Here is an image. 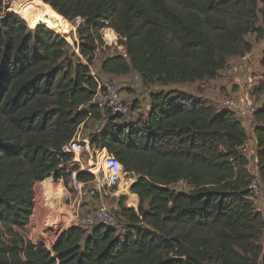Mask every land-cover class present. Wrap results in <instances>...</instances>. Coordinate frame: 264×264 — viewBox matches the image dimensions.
<instances>
[{
  "label": "trees",
  "instance_id": "1",
  "mask_svg": "<svg viewBox=\"0 0 264 264\" xmlns=\"http://www.w3.org/2000/svg\"><path fill=\"white\" fill-rule=\"evenodd\" d=\"M42 2L64 20H79L78 54L44 24L29 28L13 12L0 15V264H264V216L252 205L239 151L247 141L241 120L201 97L167 90L215 79L230 58L250 53L243 37L259 31L257 13L264 30V10L257 9L264 0ZM104 29L124 53L102 59L103 74L135 73L145 86L166 88L148 93L143 118L126 120L92 103L91 65ZM103 116L90 145L135 178L129 190L138 207H120L123 229L71 226L50 250L17 238L3 243L2 236L29 224L36 183L50 176L68 183L72 155L62 146L87 120ZM253 120L264 185V100ZM90 178L78 173V180ZM179 181L190 189L172 188Z\"/></svg>",
  "mask_w": 264,
  "mask_h": 264
},
{
  "label": "rangeland",
  "instance_id": "2",
  "mask_svg": "<svg viewBox=\"0 0 264 264\" xmlns=\"http://www.w3.org/2000/svg\"><path fill=\"white\" fill-rule=\"evenodd\" d=\"M12 2L14 4V0H0V15L5 12L15 13L12 9ZM257 9L260 11L264 10L263 3L259 2L257 4ZM65 21H67L71 28L69 36H65L66 42L70 45L72 51L77 55L78 51L76 46H74V42L78 43L76 28L78 26L79 20H74L72 22L68 20ZM254 26L259 31L256 33H248L243 37V39L251 45V51L248 53L250 58L247 63L243 64L240 57H232L228 60L225 68L219 72L215 79H205L202 83L197 84L196 86H181L185 89L177 86L175 90L187 91L193 89L192 91H194L196 89H200L206 98L205 100H207L210 105H213L212 100L218 101L222 98L224 107L225 102L229 98H239L240 95L236 90H241L240 86H242V90H244L243 92L245 94L247 93V96H254L257 102H259L261 105V99L255 96V93L257 92H259L260 95L264 94V66L260 64L261 52L264 49V30L262 28L260 13H257ZM107 30L111 29H104L101 32L102 46H100L95 54V60L91 65V70L96 73L99 81L103 83H112L117 86L121 98H123V101L129 107L133 104H135V107L137 106V110L134 111L135 113H129L130 115L125 117L126 120L143 118L146 107L145 100L148 93L150 91H159L160 89L166 90V88L160 87L158 85L145 86L135 73H131L125 79L119 77L109 79L108 77L101 75L97 70V66L104 57L124 53L122 46H120L118 43L117 35L112 30L111 31L115 36L114 40L109 41L105 37ZM67 38L70 40H67ZM82 62L85 61L82 60ZM212 107H214L216 110L220 109L217 106ZM105 121L106 119L104 116L100 121H95L93 119L87 120L86 123L82 124L79 128L80 137L88 139L91 134L97 132L105 124ZM253 148L254 146L250 145V149ZM87 159L88 156L86 155H82L80 157V162L84 169L86 168ZM93 163L94 165L96 163L95 156H93ZM46 180L50 182L54 195L50 196L49 194H44V192H41L40 190L39 183H36L33 188L34 210L29 224L23 230H15L12 236H2L1 241L3 243L7 244L9 240L13 238L22 239L23 241H30L33 244L45 242V246L50 250L52 244H54L58 236L65 229L76 224L74 220L76 216L81 217L85 213L95 210L99 204L104 205L111 212V214L114 215L115 221L111 227L116 228L118 231H121L124 227L122 222L123 220L117 217L120 207L134 209L135 211L138 207L137 196L132 194L129 190L131 184L135 181V178L127 175L124 176L119 186L111 189L108 193L109 195L103 196L101 201L97 198L77 199L75 193L68 187L67 182L62 180L55 181L51 176L46 178ZM172 188L175 190L184 191L190 189L187 185L181 186L179 184L174 185ZM252 205L257 212H260L264 216V186L263 197L258 200H252ZM2 231V226L0 225V232ZM260 243L264 249V232Z\"/></svg>",
  "mask_w": 264,
  "mask_h": 264
},
{
  "label": "built area",
  "instance_id": "3",
  "mask_svg": "<svg viewBox=\"0 0 264 264\" xmlns=\"http://www.w3.org/2000/svg\"><path fill=\"white\" fill-rule=\"evenodd\" d=\"M249 58L250 55L248 53L240 57L243 64L247 63ZM91 75L97 83V90L92 100L93 104L101 110H106L110 114L127 116L130 115L129 113H133L131 107L121 98L117 86L112 83H103L99 81L93 70H91ZM259 106V102H257L256 98L252 95L248 97L239 96L237 99L234 97L229 98L224 105L226 109L233 111L236 116L243 121L253 119ZM79 128L75 132L73 139L61 148L62 153L72 155V161L68 164V187L75 193L77 199L97 198L101 201L103 196L109 195L108 193L111 189L119 186L125 174L122 165L114 156L108 154L105 149H98L91 146L87 138H81ZM239 151L248 162L247 170L251 175L249 184L251 199L258 200L263 197L264 185L261 183L258 176L255 148L250 149L247 140L239 148ZM82 155L88 156L85 169L80 162V157ZM93 156H95L96 160L95 165L93 163ZM89 163H92V166H89ZM74 165L78 166V170H72ZM79 172H85L91 175L92 178L86 181L78 180ZM178 184L186 186V183L183 181H179ZM74 220L76 222L74 226L92 228L95 226H112L115 217L104 205L99 204L95 210H91L81 217L76 216ZM42 243L44 244L45 242Z\"/></svg>",
  "mask_w": 264,
  "mask_h": 264
},
{
  "label": "bare ground",
  "instance_id": "4",
  "mask_svg": "<svg viewBox=\"0 0 264 264\" xmlns=\"http://www.w3.org/2000/svg\"><path fill=\"white\" fill-rule=\"evenodd\" d=\"M12 9L30 28H34L37 24L41 23L63 37L70 34L71 28L67 21L48 5L43 4L42 0H14ZM51 20L53 23H51ZM106 38L109 41H113L115 38L114 33L110 30L106 31ZM67 40L70 39L67 38ZM89 166H92V163H89ZM39 187L44 194L54 195L52 186L48 180L45 179L40 182Z\"/></svg>",
  "mask_w": 264,
  "mask_h": 264
},
{
  "label": "crops",
  "instance_id": "5",
  "mask_svg": "<svg viewBox=\"0 0 264 264\" xmlns=\"http://www.w3.org/2000/svg\"><path fill=\"white\" fill-rule=\"evenodd\" d=\"M105 58V57H104ZM103 58V59H104ZM102 61V60H101ZM101 61L98 63V66H97V70H98V72L101 74V75H103V76H106V77H108L109 79H112V78H122V79H125V78H127L129 75H127V76H112V75H106V74H103L101 71H100V64H101ZM204 81V80H203ZM203 81H197V82H195V83H189V84H177V85H174V86H170L168 89H175V88H177V86H179L180 88H183V89H185L184 87H181V86H185V87H187V86H191V85H193V86H196L197 84H200V83H202ZM238 82V81H237ZM239 85H241V84H239ZM223 88V87H222ZM221 88V89H222ZM240 88H241V90H236V91H238V94L240 95V97H248L247 96V93L245 94L243 91L244 90H242V86H240ZM188 89V88H187ZM193 90V89H192ZM192 90H187V91H184V92H189L190 94H192V95H195V96H198V97H201V98H203V99H206L205 98V96L202 94V91L200 90V89H196V90H194V91H192ZM181 91V90H180ZM256 95L255 96H257L259 99H261V103L263 102V100H264V94L263 93H261V94H263V95H260L259 94V92H257V93H255ZM242 95V96H241ZM209 100V99H208ZM212 104L213 105H211V106H217V107H219V108H224L223 107V100H222V98L221 99H219L218 101H213L212 100ZM145 103H146V107H145V112H144V117L146 116V113L148 112V106H149V99H148V95H147V98H146V100H145ZM137 110V109H136ZM136 112H138V111H136ZM241 120V119H240ZM241 123H242V126L244 127V129H245V132H246V134H247V140H248V143H249V145H252V146H254V148H255V145H256V141H255V137H254V134H253V128H254V125H253V123H254V120L253 119H249L248 121H243V120H241Z\"/></svg>",
  "mask_w": 264,
  "mask_h": 264
},
{
  "label": "water",
  "instance_id": "6",
  "mask_svg": "<svg viewBox=\"0 0 264 264\" xmlns=\"http://www.w3.org/2000/svg\"><path fill=\"white\" fill-rule=\"evenodd\" d=\"M44 4V3H43ZM51 23H53V21L51 20ZM79 24V23H78ZM74 46H77V42H74Z\"/></svg>",
  "mask_w": 264,
  "mask_h": 264
}]
</instances>
